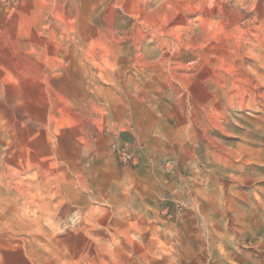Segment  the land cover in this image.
Instances as JSON below:
<instances>
[{
    "label": "rangeland",
    "instance_id": "374dc122",
    "mask_svg": "<svg viewBox=\"0 0 264 264\" xmlns=\"http://www.w3.org/2000/svg\"><path fill=\"white\" fill-rule=\"evenodd\" d=\"M0 264H264V0H0Z\"/></svg>",
    "mask_w": 264,
    "mask_h": 264
}]
</instances>
